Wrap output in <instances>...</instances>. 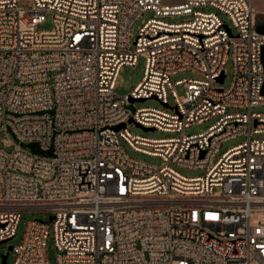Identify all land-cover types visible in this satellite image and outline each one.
Masks as SVG:
<instances>
[{
  "label": "built area",
  "instance_id": "2783aa9c",
  "mask_svg": "<svg viewBox=\"0 0 264 264\" xmlns=\"http://www.w3.org/2000/svg\"><path fill=\"white\" fill-rule=\"evenodd\" d=\"M258 24L250 0H0V132L9 149L0 148V245L23 213L45 214L27 221L11 264H51L50 236L56 264H264ZM141 57V80L117 94L121 67ZM186 70L196 77L172 80ZM131 124L174 135L140 136Z\"/></svg>",
  "mask_w": 264,
  "mask_h": 264
},
{
  "label": "rangeland",
  "instance_id": "374dc122",
  "mask_svg": "<svg viewBox=\"0 0 264 264\" xmlns=\"http://www.w3.org/2000/svg\"><path fill=\"white\" fill-rule=\"evenodd\" d=\"M30 0H19V4L22 5H27L29 3ZM165 2H169V3H179L182 2L183 0H163ZM256 11H257V19L258 22L260 24H264V0H250ZM209 10H214L216 11L221 19L223 21H225L226 23H228L229 25H231L227 19L226 16L224 14H221L220 12H218L217 10H215L212 7L208 8ZM149 16V13L146 12L144 13L139 19H137L134 24H133V35L136 36L137 35V31H138V27L141 26L142 21L145 20L147 17ZM51 26L49 19H47L42 25L39 26L40 29H49ZM143 69H144V60L143 58H139L137 61V64L133 67L131 66H123L121 67L120 71H119V76L117 78V83H116V88H115V92L119 95H125L128 94L132 87L141 80L142 76H143ZM226 79L224 81V86H227L230 82V75H231V63L229 62L226 66ZM183 77H196L195 74H193L191 71L186 70V71H181L177 74H175L172 77V80H176V79H181ZM135 105L137 107H145V106H152V107H156V108H160L163 109V106L156 100L154 99H148L145 101H138L135 103ZM172 105V102H171ZM255 110L257 111H264V106H258L255 108ZM215 120V118H210L208 121H205L204 123L201 124H197V125H192L190 126L187 130L186 133L188 134H192V133H197L199 131L204 130L207 126H209L213 121ZM129 131L133 134H137L140 136H145L148 138H161V137H168V136H173L174 134L172 133H168V132H162L159 130H144L143 128L139 127V126H135L133 124H131L129 126ZM264 136V135H262ZM2 138V133L0 132V148H4L6 150H9L7 147H5L1 141ZM242 138H234V139H230L228 141L223 142V144L220 147V152L224 151L225 149L236 145L237 143L241 142ZM128 153L140 160H144L146 162H152V163H160V158L159 157H153L150 155H146L143 154L141 152H136L133 151L131 149H129L128 147H126ZM179 171L185 175V176H197V175H202L203 172L202 171H198V170H193V169H179ZM41 219V220H45V214L43 213H23L21 220L18 224L17 227V232L16 235L10 239L8 242L2 243L0 245V251L1 252H6L8 245H16L20 242L26 223L27 221L33 220V219ZM56 249L54 247V242H53V238L52 236H50L48 238L47 241V254L50 260L51 264H56ZM12 259H13V255H12V251L9 252L8 256H7V263L6 264H11L12 263Z\"/></svg>",
  "mask_w": 264,
  "mask_h": 264
},
{
  "label": "water",
  "instance_id": "95a60500",
  "mask_svg": "<svg viewBox=\"0 0 264 264\" xmlns=\"http://www.w3.org/2000/svg\"><path fill=\"white\" fill-rule=\"evenodd\" d=\"M256 28H257V30L259 32H263L264 33V24H258ZM223 78H224V75H222L219 78V81L222 82ZM131 100L133 101V100H136V99H131ZM136 101H140L141 102V101H144V99H137ZM129 108L132 111L134 110V107L132 105H129ZM130 120H132V119H130ZM123 126H124V124H120V125H117L115 128H116V130H118L120 127H123ZM144 129L147 130V128H144ZM27 146H29L33 151H35L37 153H41V154L49 155L52 152V148H50L47 151L40 150L36 143H30ZM9 240L10 239L4 240V241H2V243L8 242ZM11 250H12V245H8L7 251L1 254V262H0V264H6L7 263V256H8V254H9V252Z\"/></svg>",
  "mask_w": 264,
  "mask_h": 264
}]
</instances>
